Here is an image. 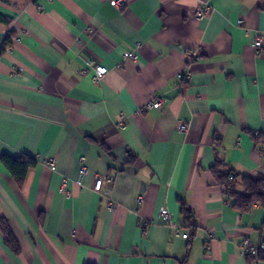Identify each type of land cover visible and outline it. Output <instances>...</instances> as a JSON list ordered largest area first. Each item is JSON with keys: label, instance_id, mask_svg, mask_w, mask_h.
Listing matches in <instances>:
<instances>
[{"label": "crops", "instance_id": "crops-1", "mask_svg": "<svg viewBox=\"0 0 264 264\" xmlns=\"http://www.w3.org/2000/svg\"><path fill=\"white\" fill-rule=\"evenodd\" d=\"M111 1L0 0V264H264L241 251L264 243V209L236 211L214 176L233 171L237 193L264 176V0ZM3 156L38 162L20 186Z\"/></svg>", "mask_w": 264, "mask_h": 264}, {"label": "built area", "instance_id": "built-area-1", "mask_svg": "<svg viewBox=\"0 0 264 264\" xmlns=\"http://www.w3.org/2000/svg\"><path fill=\"white\" fill-rule=\"evenodd\" d=\"M53 1V0H49ZM111 5L113 8H115L118 11H122L126 8L127 6V0H112ZM207 13V9H202L199 8L196 10V15L198 16H203ZM242 20L239 22L240 25H242ZM17 41H21L20 38H18ZM141 47V43L137 44V48ZM254 47L256 50H264V35L258 36L255 38L254 41ZM11 49V46H8L5 51H8ZM194 61H198L199 57L198 56H193L192 57ZM138 60V54L137 51H131V52H126L122 56V59L116 64V69H122L124 68V63L126 61H132L136 62ZM88 72H93L94 77L97 81H101L106 75L109 74L110 68L105 65H100L97 64L94 61H91L87 64L86 68L84 69L83 73L87 74ZM181 81H188L189 80V74L185 76L180 77ZM163 107V100L157 96H152L151 102L147 105V109H157L161 110ZM178 131L180 133H186L188 131V126L186 124L180 123L178 125ZM50 166L51 170L55 171L57 169L56 164L53 161H50L48 163ZM80 176L79 179L76 181V184L83 190L85 188L84 181L88 177L89 173L87 168L84 166V158L81 159V167H80ZM234 177H230V181H233ZM112 183V178L107 177V178H101V177H95V182H94V190L98 193H103L104 196H108V186ZM68 181L66 179L63 180V185L62 189L66 190ZM107 188V189H105ZM159 217L166 223V225L171 228L172 230L175 231L177 235L181 234V228L176 224L175 222V217H176V212L172 209H163L159 212ZM183 238H187L188 234L182 235ZM241 251L243 256L251 260L252 262H262L264 261V243L260 244L257 247H252L249 245V243L245 242L241 246Z\"/></svg>", "mask_w": 264, "mask_h": 264}, {"label": "trees", "instance_id": "trees-1", "mask_svg": "<svg viewBox=\"0 0 264 264\" xmlns=\"http://www.w3.org/2000/svg\"><path fill=\"white\" fill-rule=\"evenodd\" d=\"M8 45L9 38L5 40L4 46L1 51H5ZM1 160L20 186L23 185L29 170L35 168L38 162L37 159L26 156L18 158L3 156ZM214 176L219 184H226L225 195L236 211L246 213L256 205H259L264 209V176L242 177L241 181L244 187V193L236 192V179L238 178V175H236L233 171L226 169L222 163L219 162L218 166L214 169ZM231 176L234 177L233 181H230ZM181 205L182 213H184L186 219V227L194 232L196 230V224L194 222L192 211L187 208L185 204ZM1 228L5 237L6 244L10 246V248L13 249L14 252H18L19 246L5 222H2Z\"/></svg>", "mask_w": 264, "mask_h": 264}]
</instances>
